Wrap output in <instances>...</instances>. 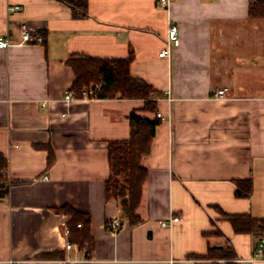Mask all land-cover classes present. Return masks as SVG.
Returning <instances> with one entry per match:
<instances>
[{"label": "crops", "instance_id": "1", "mask_svg": "<svg viewBox=\"0 0 264 264\" xmlns=\"http://www.w3.org/2000/svg\"><path fill=\"white\" fill-rule=\"evenodd\" d=\"M250 0H87L74 18L57 0H0V153L8 186L0 196V264H198L224 247L248 260L256 239L230 217L264 218V18ZM179 43L159 56L168 26ZM42 42L17 44L21 27ZM134 59L130 73L152 85L156 110L141 98L66 100L71 54ZM225 89L224 97L212 90ZM159 123L131 226L105 196L107 143L130 134L129 115ZM49 148L53 160L48 162ZM249 178L251 194L235 195ZM70 206L89 220L85 254L65 234ZM177 220H170L172 217ZM120 222L112 232L106 222ZM166 225H161V222ZM69 241L70 248L65 244Z\"/></svg>", "mask_w": 264, "mask_h": 264}, {"label": "trees", "instance_id": "2", "mask_svg": "<svg viewBox=\"0 0 264 264\" xmlns=\"http://www.w3.org/2000/svg\"><path fill=\"white\" fill-rule=\"evenodd\" d=\"M68 6L74 18L87 15V0H57ZM248 15L251 18H264V0H250ZM134 59L129 52L123 58H98L88 55L71 54L66 63L73 71L74 78L70 90L76 97H83L84 90H95L89 96L98 98H141L144 100L143 109L156 110V100L150 98L155 92L151 84L130 73V65ZM101 87L96 90L97 84ZM159 119L129 115L130 134L125 139L110 140L107 143V159L109 175L105 181V196L115 198L121 207L122 216L131 226L141 222L136 213L142 193V185L147 176V170L140 163L141 158L149 154L155 128ZM48 162L53 160V151L49 148ZM6 158L0 153V196L6 192L8 178L5 170ZM252 183L249 178L236 181L235 195L247 198L251 194ZM61 209L69 216L68 236L72 242L78 244L85 254H89L93 243L89 233V220L84 213L70 206ZM235 232L250 233L256 239L264 237V218L252 219L242 214L230 217ZM81 224L80 227L77 225ZM255 243V244H256ZM234 252L224 247L209 248L202 258L210 260L208 263L198 264H232L234 262H219L217 259H233Z\"/></svg>", "mask_w": 264, "mask_h": 264}, {"label": "built area", "instance_id": "3", "mask_svg": "<svg viewBox=\"0 0 264 264\" xmlns=\"http://www.w3.org/2000/svg\"><path fill=\"white\" fill-rule=\"evenodd\" d=\"M160 4L166 5L168 3V0H158ZM43 38L40 34H37L35 32L30 31L25 25H22L21 27V40L17 44H22V43H30V42H42ZM179 43V38L177 34V27L174 24H170L167 29L166 33V41H165V46L158 52L159 56H169L171 52V47L178 45ZM11 45L10 41L7 38H4L3 36H0V47H8ZM101 87V84H97L96 90H98ZM95 90H84L82 95L83 97L87 98H95V96H89L93 94ZM212 96L213 97H224L225 96V89L220 88V89H215L212 90ZM75 95L73 94L72 91H68L64 98L66 100L74 98ZM153 97V94H150V98ZM156 117L160 118L161 113L156 112ZM178 217H172L170 220H177ZM120 222L117 218L111 219V221L107 222L106 227L110 229L112 232H115L119 226ZM161 225H166V222L162 221ZM78 227L81 226V224L77 225ZM65 234L68 233V229L66 228ZM66 248L71 247V243L69 241L66 242L65 244ZM256 260V259H264V238H260L257 241V244L253 250L252 256L248 258V260ZM28 260H9L10 264H27ZM67 260L65 259H60L56 261V264H66Z\"/></svg>", "mask_w": 264, "mask_h": 264}, {"label": "bare ground", "instance_id": "4", "mask_svg": "<svg viewBox=\"0 0 264 264\" xmlns=\"http://www.w3.org/2000/svg\"><path fill=\"white\" fill-rule=\"evenodd\" d=\"M109 221H111V220H108L107 222H109ZM107 222H106V224H107ZM106 224H105V225H106ZM65 229H66V228H65ZM67 229H68V228H67ZM67 234H68V233H67ZM67 234H66V235H67ZM263 238H264V237H263ZM256 244H257V243H256ZM255 246H256V245H255ZM254 248H255V247H254ZM254 248H253V250H254ZM252 253H253V251H252ZM251 256H252V255H251Z\"/></svg>", "mask_w": 264, "mask_h": 264}]
</instances>
